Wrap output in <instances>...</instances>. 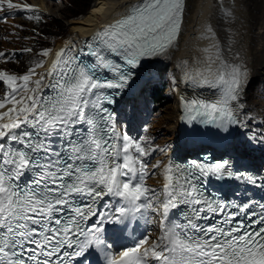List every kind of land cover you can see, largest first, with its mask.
<instances>
[{"label":"snow or ice","instance_id":"6c2138e0","mask_svg":"<svg viewBox=\"0 0 264 264\" xmlns=\"http://www.w3.org/2000/svg\"><path fill=\"white\" fill-rule=\"evenodd\" d=\"M119 7V17L101 25L84 48L73 52L69 42L57 51L46 72H36L42 61L19 76L0 70L9 89L0 108L12 104L0 113V120L7 117L0 122V264H91L86 257L93 248L104 252L107 264H264V204L258 216L242 193L233 194L237 203L206 191L213 182L264 188V173L226 152L213 163L169 162L162 186L152 187L146 181L162 162L152 164L151 157L163 149L146 137L121 134L117 113L106 106L174 47L188 0H136ZM17 11L37 13L27 19L43 18L28 4L0 0V12ZM220 11L232 19L230 9L221 5ZM205 32L216 68L209 64V75L199 78L186 74V82L221 95L211 103L182 97V107L192 124L201 117L200 123L225 137L246 133L254 120L242 102L248 69L224 58L210 24ZM16 55L0 52V59L7 63ZM83 56L92 59L85 63ZM246 138L264 144V136ZM177 211L180 220L173 219ZM157 217L160 234L151 244L145 236L119 257L109 255L105 233L122 231L128 220L148 224Z\"/></svg>","mask_w":264,"mask_h":264},{"label":"bare ground","instance_id":"6f19581e","mask_svg":"<svg viewBox=\"0 0 264 264\" xmlns=\"http://www.w3.org/2000/svg\"><path fill=\"white\" fill-rule=\"evenodd\" d=\"M135 1L96 0L92 8L85 15L76 19H70V37L60 41L53 48L44 65L37 71L39 73L46 72L55 60V53L57 51L64 48L69 42H74L75 47L73 51H75L76 47L79 44H83L85 40H88V37L104 22L115 18L124 11L119 5L132 4ZM201 1H205V3L204 5L201 4L202 8L198 9ZM32 3L41 10H43L45 4L51 6V8L54 6L45 0H33ZM219 4L223 5L225 9L232 11L233 16L231 20L225 19L223 13L220 11L221 7ZM98 9L100 11H97ZM195 22L197 28L194 31L189 30V32V24ZM202 23H205V26L210 24L215 30L216 39L219 40L224 58L230 63H242L248 69L250 82L244 92L242 102L246 105L247 114L254 117V120L247 125L248 131L246 133L237 130L235 132V139L245 136L251 137L255 134L256 141H258L261 136H264V103L260 101L255 88L259 80H264V0H232L231 2L230 0H220L219 2L215 0H188L185 20L182 26V35L179 37L177 43L169 50L165 57L147 66L144 73L136 79L129 88V91L124 95V99L127 97L128 99L126 100L128 101L130 97L136 99L137 107L140 108L139 105L143 104L145 111H147L146 100L149 82L154 80L157 75L161 76L166 71L171 72V80H173L175 88V105L172 109L165 110V113L158 117L157 123L152 125L154 128L162 126L164 132L163 138L158 141L159 148L163 149V151L157 153L155 162L153 161L154 163H152L155 164L157 161H161L162 165L157 169L158 174L154 175L155 178H150L146 181L148 185L156 186V188H160L163 184V165L171 162L179 166L177 162L173 161V157L180 140L179 126L181 118L187 112L182 107L181 98L210 101L213 96L217 100L221 95L220 91L216 89L206 86L197 87L193 83L186 82V74L197 76L199 73L203 76H208L207 68L211 64L209 57L215 59V50L210 46L212 41L205 38L207 36L205 31L201 32L199 29L200 27L202 29ZM187 32H189L190 36L188 39L185 38ZM199 32L200 36H198ZM181 40H183L182 43H180ZM205 49H208V51H204ZM211 67L214 71L216 64H211ZM197 78L199 77L197 76ZM125 101H121L118 104L116 113L119 112L117 114L119 117L121 116V108L123 106L128 107L129 105ZM118 109L121 110L118 111ZM6 120L7 117L0 120V122H6ZM152 120L154 121L156 118H152ZM253 145L254 157L258 161L262 159L259 166L260 173H264V144L254 141ZM130 221L126 222L127 227H124V229L130 230L133 228ZM150 233L151 231H145L146 236H151ZM157 233L160 234L159 229Z\"/></svg>","mask_w":264,"mask_h":264},{"label":"rangeland","instance_id":"374dc122","mask_svg":"<svg viewBox=\"0 0 264 264\" xmlns=\"http://www.w3.org/2000/svg\"><path fill=\"white\" fill-rule=\"evenodd\" d=\"M45 1L52 3L54 6H52L51 8V6L45 4L43 10L38 9L43 14V18L40 21L26 18L28 16L34 15L33 13H30L31 15H28L24 11H17L16 14L12 15L8 13L0 12V17L4 18V19H0V52H5L8 53L9 55H11L14 52L17 53L15 58L8 61L7 63H5L2 59H0V70L7 71L9 74H15L17 76L23 75L28 72L29 68L34 66V65L29 66L27 64L28 60L26 59H29L31 56L34 57L36 53L41 54L40 56H42L43 65H44L46 59L48 58L49 54L52 52L53 48L60 41L66 40L67 38L70 37V33H69L70 19H76L85 15L92 8L96 0H92V2L88 5L87 8L85 6L86 3L84 2L83 4V1H81L80 5H83L82 9L72 6L70 3V1L72 2V0H45ZM13 2L18 3L22 6L24 4H28L32 6V8H35L34 7L35 5L32 3L33 0H13ZM204 3L205 1L204 2L201 1L198 6V9L202 8V5H204ZM38 13L41 14L40 12ZM15 25H22L23 27L22 28L14 27ZM195 26H196V22L192 24L190 23L188 27V31L189 30L194 31V29L197 28V26L196 27ZM201 26L202 29L201 27L199 29L201 30V32H204L205 27L203 26H205V23H202ZM33 29H35L36 31L33 32ZM42 29H44V35H42ZM189 32H187L185 35V38L187 39L188 37H190ZM37 34L38 37L35 38L34 36H36ZM198 36H200V32ZM32 38L34 39L33 42L31 41ZM36 40H38L42 45L49 47V49L47 48V50H49L47 56L43 55L42 52L37 51L36 49L33 50L31 53H28L27 55L19 54L20 49L30 48L32 46L36 47L37 44ZM182 42L183 40L180 41V43ZM39 68L41 67L36 68L37 73H39V71H37ZM171 77H172L171 72L166 71L161 76L157 75L154 80H151L149 82L147 88V94L152 86L160 85L162 81H164L166 85V88L163 91L165 99L159 102L158 104H156V106H154L155 109L152 108L148 95L146 100L147 102L146 104L148 106L147 111H145V106L143 104L139 105L140 108L137 107L138 105L136 99L130 97L129 101L128 100H126L127 102L125 101L126 104L129 103L128 107L123 106L121 108L122 110L118 109V111L121 110V116L119 117L117 115L118 130L120 131L121 134H124L126 132L130 137L137 140H139L141 137H146L148 142L151 144L153 148L161 149L159 148L160 145L158 141H160L164 136L162 126L154 128L152 125L157 123L158 117L164 114L165 110L172 109L175 105L174 104L175 88L173 86L174 84H173V80H171L172 79ZM37 78L38 76H34L32 79L35 80ZM30 87H34V85H30ZM255 88L256 91L258 92L260 101L264 103V80H259ZM8 91L9 89L6 87L4 82L0 81V100L4 99L5 93ZM20 94L23 95V92H21ZM17 98H19V96ZM10 107H12V104L8 103L3 108H0V112L7 111L8 108ZM118 113L119 112H117V114ZM152 118H156V120L153 121ZM158 152L160 151H156L154 155H152L151 163L155 162ZM150 178H155V176L153 175ZM157 218H156L157 220L156 223H158ZM151 219H153V217H151L150 220ZM152 224L154 223H150V225ZM143 227H144L143 230L144 232L145 231L149 232L148 224L143 223Z\"/></svg>","mask_w":264,"mask_h":264},{"label":"trees","instance_id":"16d2710c","mask_svg":"<svg viewBox=\"0 0 264 264\" xmlns=\"http://www.w3.org/2000/svg\"><path fill=\"white\" fill-rule=\"evenodd\" d=\"M81 1H83V4H84V2L86 3V5H85L86 8L92 2V0H72V2L70 1V3H71L72 6L82 9L83 5H80ZM42 35H44V29H42ZM34 37L35 38L38 37V34L36 36H34ZM31 41L33 42L34 39L32 38ZM36 43H37L36 47H33L32 49L43 50V49L47 48L46 46L42 45L38 40H36ZM24 54L27 55L28 53H24ZM26 60H28V63H31L30 65L40 62V60H38V59L36 60V58L32 57V56L29 59H26ZM34 60H36L37 62H35V63L32 62ZM164 89H165V84L152 86V88H151V90L149 92V97L151 99H153V101L155 103L154 106H156V104H158L159 102H161L162 100L165 99V96L163 94Z\"/></svg>","mask_w":264,"mask_h":264}]
</instances>
